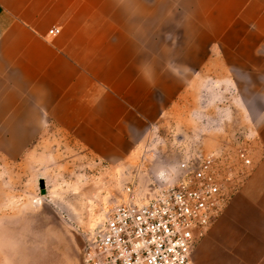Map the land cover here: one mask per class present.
I'll list each match as a JSON object with an SVG mask.
<instances>
[{
    "label": "crops",
    "instance_id": "obj_1",
    "mask_svg": "<svg viewBox=\"0 0 264 264\" xmlns=\"http://www.w3.org/2000/svg\"><path fill=\"white\" fill-rule=\"evenodd\" d=\"M198 95H239L240 125L255 128L260 150L198 238L193 263L264 264V0H0L8 162L52 131L131 168L161 129L184 125ZM207 153L188 150L181 160ZM165 160L160 154L147 179L152 191L181 161Z\"/></svg>",
    "mask_w": 264,
    "mask_h": 264
},
{
    "label": "rangeland",
    "instance_id": "obj_2",
    "mask_svg": "<svg viewBox=\"0 0 264 264\" xmlns=\"http://www.w3.org/2000/svg\"><path fill=\"white\" fill-rule=\"evenodd\" d=\"M230 97L194 96L184 125L161 129L131 168L112 167L52 131L22 159L0 157V264H82L86 244L125 200L126 188L138 201L150 196L147 179L160 154L173 163L188 150L215 152L231 171L226 186L238 188L251 166L242 165L238 152L252 160L260 143L251 136L254 127L240 125V96Z\"/></svg>",
    "mask_w": 264,
    "mask_h": 264
},
{
    "label": "built area",
    "instance_id": "obj_3",
    "mask_svg": "<svg viewBox=\"0 0 264 264\" xmlns=\"http://www.w3.org/2000/svg\"><path fill=\"white\" fill-rule=\"evenodd\" d=\"M60 29L53 28L56 35ZM243 166L251 164L245 150ZM231 171L215 152L167 167L149 197L138 201L132 187L105 215L83 250L82 264H194L197 240L223 212L235 188Z\"/></svg>",
    "mask_w": 264,
    "mask_h": 264
}]
</instances>
